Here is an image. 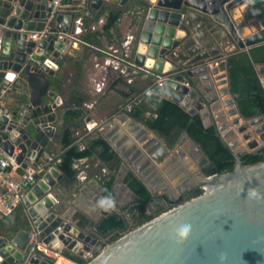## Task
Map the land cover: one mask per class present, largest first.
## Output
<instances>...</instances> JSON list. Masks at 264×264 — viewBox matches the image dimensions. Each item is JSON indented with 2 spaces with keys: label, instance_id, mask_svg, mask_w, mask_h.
Segmentation results:
<instances>
[{
  "label": "water",
  "instance_id": "water-1",
  "mask_svg": "<svg viewBox=\"0 0 264 264\" xmlns=\"http://www.w3.org/2000/svg\"><path fill=\"white\" fill-rule=\"evenodd\" d=\"M49 2L0 0V100L12 83L23 88L21 105L11 111V120L0 116V155H11L17 145L16 162L23 170L27 167L23 155L36 163L55 136L51 124L61 101L47 77L53 76L64 57L75 17L94 18L102 9L112 10L130 0H64L68 12L60 10L49 23L46 39L33 41L29 34L47 25ZM145 2L133 36L131 63L153 79V93L190 116L198 115L205 128L213 126L234 156L233 168L205 176L201 169L208 160L186 133L171 144L120 115L106 124L105 138L130 165L149 201L164 202L163 210L129 228L127 215L136 202L135 192L120 197L115 184L107 192L100 186L88 191L80 182L76 187L64 184L66 175L50 168L34 174L22 200L28 228L0 236V264H53L44 251L63 250L79 257L95 251L86 264H264V162H243L248 154L264 153V115H240L229 91L227 70L232 48L250 50L264 44V0ZM263 69L256 67L260 77ZM159 78L160 85H154ZM10 136L15 137L14 144ZM186 153L197 169L190 177ZM157 191L160 195L155 198ZM197 191L199 195L186 198ZM65 195L68 201L76 195L74 205L86 196L84 204L93 210L90 217H99L95 224L90 217H71L65 201H59ZM105 201L102 211L94 209L93 204L102 207ZM110 218L122 227L103 232ZM185 225L190 231L181 239L178 231ZM116 232L121 235L116 237Z\"/></svg>",
  "mask_w": 264,
  "mask_h": 264
},
{
  "label": "crops",
  "instance_id": "crops-1",
  "mask_svg": "<svg viewBox=\"0 0 264 264\" xmlns=\"http://www.w3.org/2000/svg\"><path fill=\"white\" fill-rule=\"evenodd\" d=\"M127 4L115 8L123 12L117 20L115 29H111L108 32L102 30L105 23L104 17L96 20L99 14L94 18L81 15L75 17L73 30L68 36L70 43L63 51L64 57L55 67L53 76L47 77L52 83L53 91L61 101V106L57 111L55 121L51 124L55 130V136L48 140L43 152L53 157L61 153L64 148L61 147L57 138L66 130L72 132L74 143L79 149H83L87 141L100 136L114 153L115 157L113 160H101L98 156L101 150L98 148L89 157L79 159L72 164L71 169L74 174L72 176L66 175L64 184L71 183L76 187L77 183L80 182L88 187V191L95 190V187L100 186L105 192L109 191L114 184L117 185L118 189L128 185V189H123L122 191L117 189V193L123 198L127 196L129 191L134 192L131 182L135 179V174L130 165L117 154L116 150L105 138V133L107 132L105 126L110 120H116L118 116L123 114L127 115L125 112L115 114V111L125 107L131 95H138L146 91L147 87L153 83V79L146 73V70L128 64L131 60L132 63L135 61L133 36L136 33L141 14L138 8L129 7L125 10ZM68 9L69 7L64 5L61 11L66 13ZM46 26L50 27L49 25ZM86 27L101 33L99 47L91 46L80 39V35L85 31ZM56 37L58 38L59 34ZM252 49L235 51L232 48L231 51L233 52L230 55L238 51L249 53L253 62V57L250 54ZM257 66H264V63H256L254 65L256 76L260 84L263 85L264 69L263 77H260L256 70ZM167 67L168 65L165 63L164 68L167 69ZM13 84L17 85L16 89L10 86L7 94L0 100V107L8 111L18 110L22 102V97L19 95V92L23 90L22 86L18 88L19 84ZM78 111L81 112L79 113ZM67 112H70V114H67ZM143 113L148 118L156 117L149 111H144ZM183 133L179 128L173 126L163 136L156 133L154 135L159 137V139H167L172 144ZM184 150L186 149L184 148ZM184 160L185 167L189 169L186 174L190 177L197 169L187 153ZM53 168L58 169L55 165ZM11 176L16 179L18 172L12 171ZM108 182L110 184L107 188L106 184ZM154 195L159 197L160 192L157 191ZM66 197V195L59 197V201H65V209L72 211L70 213L71 217H90L93 210L88 208V203L84 204L86 196L84 199L77 201L76 205L73 204L76 195L70 201L66 200ZM135 201L132 204L133 208L130 215H127V219L128 217L130 218L129 225L131 220L141 224L147 220V217L159 213L156 212L155 202L151 204L139 202L137 196ZM106 203L108 202L105 201L102 207H97L93 203L90 204H93L94 209L96 208L100 212ZM81 206L82 208L79 210L78 207ZM102 216H104V213H102ZM98 219L99 217H94L93 219L90 217L89 222L95 224ZM44 253L54 259L53 264H76L63 256L65 254L74 255L67 250H63L59 254L47 251H44Z\"/></svg>",
  "mask_w": 264,
  "mask_h": 264
},
{
  "label": "trees",
  "instance_id": "trees-1",
  "mask_svg": "<svg viewBox=\"0 0 264 264\" xmlns=\"http://www.w3.org/2000/svg\"><path fill=\"white\" fill-rule=\"evenodd\" d=\"M146 5L145 0H130L125 10L129 7L138 8L141 14ZM122 12L117 9L109 10L104 8L99 12L96 20L104 17L105 23L102 30L108 32L111 29H115L117 20ZM100 36L101 33L99 31L86 27L85 31L80 35V39L91 46L99 47ZM250 54L253 57V62L249 53L240 51L227 57L229 91L235 100L240 115L244 118L264 115V90L254 69L256 63H264V45L253 47ZM16 86L13 84L12 88L16 89ZM151 86L152 84L147 87L146 91L138 95H131L129 101L125 104V107L130 106L129 112L123 107L117 109L115 114L125 112L133 120L160 136L166 134L173 126L179 128L188 135L208 160V165L203 170L205 176L231 170L235 162L234 156L217 137L213 126L205 128L198 115L190 116L179 105L150 91L149 88ZM144 111H149L156 117H145ZM78 112L80 113L81 111ZM67 114H70V112H67ZM57 140L64 149L54 157V165L67 176L74 174L71 166L75 161L89 157L98 148L101 150L98 155L101 160L111 161L115 157L110 147L100 136L93 138L91 141H87L83 149H79L74 143V137H72L70 130L64 131L59 135ZM243 162L244 164L264 162V153L257 155L248 154L243 157ZM109 184V182L106 184L107 188ZM131 187L139 202L149 200L148 192L139 181L133 179ZM199 194L200 191H197L195 195ZM150 218L151 216L147 217V220ZM138 225L140 224L135 223L134 220L132 222L131 220L129 228H135ZM117 227H122V223L117 222L115 218H110L104 223L102 230L105 232ZM27 228L28 222L25 209L22 205L14 208L0 218V236H10L21 229ZM115 235L119 237L121 234L116 232ZM92 253L93 255L96 254L95 251H92ZM63 256L73 263L86 264V260L82 257L71 254H65Z\"/></svg>",
  "mask_w": 264,
  "mask_h": 264
},
{
  "label": "built area",
  "instance_id": "built-area-1",
  "mask_svg": "<svg viewBox=\"0 0 264 264\" xmlns=\"http://www.w3.org/2000/svg\"><path fill=\"white\" fill-rule=\"evenodd\" d=\"M64 0H50V10L47 14V25L53 21L55 16L63 8ZM50 35L49 27L40 32H33L29 34V38L33 41H39L46 39ZM29 62L33 61V56L30 54L27 56ZM130 66H133L131 62H128ZM161 78H159L154 85H160ZM151 86L149 89L152 91ZM3 92V91H2ZM125 110L130 111V106H126ZM21 114V113H20ZM0 116H4L8 121L11 120V111L5 110L0 107ZM15 137L10 136L9 140L12 144ZM20 154V149L17 145H13L11 155H0V217L8 214L14 208L22 205V200L25 196L26 190L34 182L33 176L36 173L47 171L54 167V157L48 153H42L36 163H32L34 160L26 154L23 155L22 162L27 165L26 169H21V163L16 162V156ZM18 172L16 179L12 178L11 172ZM33 232H30V237H33ZM92 251L83 252L82 258L89 261L93 258Z\"/></svg>",
  "mask_w": 264,
  "mask_h": 264
},
{
  "label": "flooded vegetation",
  "instance_id": "flooded-vegetation-1",
  "mask_svg": "<svg viewBox=\"0 0 264 264\" xmlns=\"http://www.w3.org/2000/svg\"><path fill=\"white\" fill-rule=\"evenodd\" d=\"M207 165H208V163H207ZM207 165H206V166H207ZM203 170H204V168L201 169L202 172H203ZM195 194H196V193H195ZM195 194L187 195L186 198H189V197H191V196H193V195H195ZM148 195H149V194H148ZM149 198H150V195H149ZM155 198H158V197L155 196ZM145 203L151 204L152 201L147 200V201H145ZM155 203H156V202H155ZM153 207H154V204H153ZM164 207H165V205H164V202H163V201L158 202V203L155 204L156 212H161V211L163 210Z\"/></svg>",
  "mask_w": 264,
  "mask_h": 264
},
{
  "label": "clouds",
  "instance_id": "clouds-1",
  "mask_svg": "<svg viewBox=\"0 0 264 264\" xmlns=\"http://www.w3.org/2000/svg\"><path fill=\"white\" fill-rule=\"evenodd\" d=\"M254 194H255V193H253V195H254ZM189 231H190L189 226L185 225V226H183V227L178 231V236H179L181 239L186 238L187 235H188V233H189Z\"/></svg>",
  "mask_w": 264,
  "mask_h": 264
}]
</instances>
